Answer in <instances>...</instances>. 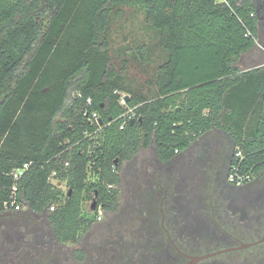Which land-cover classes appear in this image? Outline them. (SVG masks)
Instances as JSON below:
<instances>
[{
    "label": "trees",
    "instance_id": "1",
    "mask_svg": "<svg viewBox=\"0 0 264 264\" xmlns=\"http://www.w3.org/2000/svg\"><path fill=\"white\" fill-rule=\"evenodd\" d=\"M124 7L144 13L166 55L153 98L127 85L129 60L113 63L109 30ZM254 12L249 0H0V212L11 172L32 162L20 197L49 214L58 243H78L98 206L119 208L125 161L154 142L168 162L214 126L232 130L249 166L264 170V63L240 74L234 65L256 45ZM138 50L148 59V46ZM248 83L260 87L251 118L228 115L232 87ZM129 109L134 121L123 117ZM53 170L66 189L48 180Z\"/></svg>",
    "mask_w": 264,
    "mask_h": 264
},
{
    "label": "flooded vegetation",
    "instance_id": "2",
    "mask_svg": "<svg viewBox=\"0 0 264 264\" xmlns=\"http://www.w3.org/2000/svg\"><path fill=\"white\" fill-rule=\"evenodd\" d=\"M237 1L242 3L245 0ZM249 1H251L255 9L253 15L258 26V35L256 38V45L249 51L241 53V55L258 54L260 51L258 46H262V44L264 46V0ZM262 51L264 52V49ZM198 142L199 141H194L185 151L186 153L189 151V159L184 158L182 154L185 152H182L174 157L173 161L169 164H158L155 174L147 175L145 170H142V175L138 168L131 169L125 180H127L126 183L129 185V191H131L130 195L135 199L129 203L130 206H133V209L130 207V212L125 213L129 216H134L137 210L143 213L146 201L154 203L152 198L156 199L157 196L154 187H152V183L156 181V183L161 186L160 182L163 181L166 187H161L167 192H164L165 195L160 200L159 209L162 214V228L167 233V240L161 243L163 248V250L161 248V252L168 254V257H170L174 254V250L172 251L170 249H175V253L178 254V256L180 255V257L171 263L165 260L157 262L156 264L188 263L190 261L188 255H200L204 253L193 254L191 251V241L186 238L182 240L183 243H180L178 237L173 239L171 234H174L176 231L175 228H177L180 221H182L181 217L183 216L180 214V210H185L186 207L185 204L179 203L185 196V194L182 193V188H185L187 181H189L188 185L190 187L188 186V195H190L191 199L186 196L188 198L186 201L193 205L189 208V211L195 210V215L204 220V227H206L207 230H197L191 222L192 225H184V227L179 226L177 228L179 235L187 237L194 234L196 237V235L205 233L215 238L220 236L219 238L227 241L226 239L228 237H240L241 234L248 233L256 237L249 242L257 243L247 248L257 245L259 249L263 251V253L260 254L264 256V177L261 179H253L242 186L229 183L227 181V173L232 161L233 151L225 135H218L217 133L211 137H207L206 135L205 138H203V144H201V146H204L193 150V147ZM198 147H200V145ZM199 149H202V152L200 151L201 153H198ZM186 159L188 160L187 163L185 162ZM144 166L145 161L143 160L141 161L140 168L144 169ZM193 166H195L194 175H192L190 170ZM175 173L176 177H178L177 191L174 196L170 195L169 198L168 186H170V181ZM132 178L134 179L133 188L130 187ZM257 185H259V191L253 192L252 188ZM191 188L194 191V197L192 196ZM214 192H217L216 198L213 197ZM169 206L171 209H174L172 216H170L173 226L166 221L167 213L165 209ZM149 209L150 208H148V210L145 209V211L149 212ZM147 212H144L146 216ZM149 218L150 217H148V219ZM183 218L186 220L185 217ZM34 224L35 226L38 225L39 230L42 232H36L38 229L33 226ZM166 224L172 226V229L167 227ZM150 227H154L153 223ZM45 228H48V230L46 231ZM49 230L51 231V226L49 223V214L46 211H43V213L33 212L31 210H8L0 212V264H57L59 257H66L71 263L73 262V264H83V262H85L84 259H86V262L87 260L90 261L88 264H138L137 261L134 262L133 256H131V253L128 252L125 247L112 246L114 249L108 254L105 251L106 248H108V245L104 241L106 238L104 240L102 239V241L100 240V244L97 245L98 248L93 246L78 247L68 251L67 257V254L61 251L62 249L59 247H52L53 245L48 241H44L43 238L37 236V234L40 236L44 235V232L51 233ZM114 231L117 232L122 230L116 228ZM30 234L35 238L27 240ZM124 236L123 234L120 235L117 240L122 239ZM50 238H52V236ZM244 242L246 241H242V239L239 238V241L234 246H239ZM189 246L190 249L188 248ZM76 251L85 252L84 259H80L81 256H78L75 253ZM94 252H97L96 257H94ZM52 253H61V256L51 261L52 259L46 256L48 254L52 255ZM105 254L109 255L108 263L105 262ZM142 256H144L142 259H145L146 253ZM110 257H112L111 261ZM204 260L196 264L202 263Z\"/></svg>",
    "mask_w": 264,
    "mask_h": 264
},
{
    "label": "rangeland",
    "instance_id": "3",
    "mask_svg": "<svg viewBox=\"0 0 264 264\" xmlns=\"http://www.w3.org/2000/svg\"><path fill=\"white\" fill-rule=\"evenodd\" d=\"M125 9V16L122 18H117L113 21L111 28L109 30V36L111 39V46H112V58L113 63L116 68L122 69L124 67V61L127 59L128 62V81L127 85L131 87L134 90L137 91H147V96L149 98H153L156 96L158 88H157V77H158V69L161 66V64L165 61L166 55L163 52V50L160 48L159 45V38L154 33L150 27H148L145 15L144 13L137 9L132 7H124ZM146 45L148 46V56L146 60L142 57L141 53L139 52L140 46ZM263 46V44H262ZM260 49L258 54H249V58L247 57L245 61L240 63L242 68H247L250 66H254L262 61H264V52L262 51L261 47L258 46ZM123 95L126 94L122 93ZM198 142L194 147L193 150L198 149L199 147ZM192 149V148H191ZM189 152V151H188ZM188 152L182 154L184 155V158L189 159ZM144 160L147 164L151 163V165L144 167L145 169L140 168L141 160ZM156 154H155V144L154 142L151 144V146L146 149L142 150L140 152L139 156H135L131 160H127L124 162L122 166L121 173L123 174L124 181L120 185V194L118 196L119 201V208L114 211H108L106 209L103 210V218L98 223L94 224L89 230H87L81 237L80 241L78 243H72V244H64V243H58L56 241V238L54 237L52 228L51 233L44 232V235L40 236L37 234L38 237H41L44 239V241H48L52 247H59L62 249L61 251L65 254H67L68 257V251L72 249H76L78 247H88L93 246L95 248H98L97 245L100 244L102 239L105 238H111L117 240L120 235H125L122 239L117 240L114 242V247H125L128 252L131 253V256H133L134 262L137 261L138 264H156L157 262L165 261L167 260L168 263L174 262V260L179 259L180 255L176 254L175 249L174 254L168 257V254L162 253V242H165L167 240V233L162 228V214L159 209V203L160 198L163 196V193L161 194V186H163L165 183H162L161 186H159L156 181L152 183V187H155V191H157L158 196L157 199H155L154 203H151L150 201H146L145 208L143 213L141 211H138L134 213V216L128 215L125 212H130V207L133 209V206H130L129 203L131 201H134V197H132L131 191H129V185L126 183L127 180V174L131 169L138 168L140 173L142 170H145L147 175L155 174L157 171V165H156ZM186 159V163L187 160ZM138 162V164H137ZM140 164V165H139ZM139 165V166H138ZM151 171V172H150ZM192 175H194V168H191ZM177 173V172H176ZM175 175H173L172 180L170 181L169 187V198L170 195L174 196L176 192V184H177V178ZM142 174V173H141ZM143 175V174H142ZM145 175V174H144ZM152 176V175H151ZM193 180V179H192ZM57 179H55L53 182L57 183ZM133 181L132 178L130 187L133 188ZM168 181V180H167ZM189 181H187L184 193V198L181 199L179 204H185L186 209L180 210V214H182L183 217H185L186 220H184L183 217H181V220L178 227L182 226H188V225H194L197 230L206 231V227H204L205 223H203V219L199 218V216L195 215V210L189 211V208L193 205L189 204V202L186 201V199L190 198V195H188L189 189L188 185ZM191 184V183H190ZM166 185V184H165ZM190 187V186H189ZM63 188L66 189V185H63ZM195 189V188H194ZM192 190V196L194 197V191ZM253 192L259 191V185L252 188ZM217 193V192H216ZM216 193L214 192V198H216ZM190 194V193H189ZM188 198H187V197ZM192 197V199H193ZM162 199V198H161ZM191 199V198H190ZM90 203L91 200L85 203V210H90ZM149 212L145 211V209ZM192 209V208H191ZM174 209H171V207H166L165 212L166 215V221H168L172 226V220L170 219V216H172V212ZM30 211V210H25ZM124 212V213H121ZM144 212H147V216ZM43 213V212H42ZM95 215V213H93ZM148 217H150L148 219ZM192 222V223H191ZM153 223L154 227L151 228V224ZM30 227H32L30 224H28ZM212 225V224H211ZM35 226V224L33 225ZM167 227H170L172 229V226L167 225ZM36 232H42L39 230L38 225ZM149 227V228H148ZM177 227V228H178ZM118 228L122 231L115 232L114 229ZM172 233V238L176 239L178 237V241L183 243V239H188L192 242V249L191 251L193 254L198 253H206L209 251H215L217 249H222L227 246H234L238 241L239 238L242 239V241H252L256 237L252 236L248 233L241 234L240 237H228L225 241L221 238L208 235V234H200L195 235L191 234L189 236H183L179 235V232L177 231ZM47 231L48 228H45ZM152 230V232H151ZM114 231V232H113ZM157 233V235H156ZM49 236V237H47ZM52 236V238H50ZM35 238L31 234L28 235L27 240H31ZM101 240V241H100ZM49 245V244H48ZM114 247L109 246L106 248V252L109 254V252L114 249ZM190 249V246L188 247ZM163 250V248H162ZM94 257L97 256V252H94ZM144 253H146L145 259H142L144 256H142ZM260 253H263L261 249L257 245L246 248L242 250H235L231 252H226L217 256H213L211 258L205 259L202 263L199 264H263L264 259L263 255ZM105 254L106 260L105 262L108 263V257L109 255ZM43 255V254H42ZM61 256V253H52V255L48 254L46 257H50L52 259L51 261H54L58 259V257ZM112 257H110L111 261ZM57 261V264H73L71 263L68 258L59 257ZM85 262L83 264H88L90 261L84 259ZM60 262V263H58ZM136 262V263H137ZM144 262V263H143ZM166 262V263H167ZM27 264V263H26ZM82 264V263H81ZM135 264V263H133Z\"/></svg>",
    "mask_w": 264,
    "mask_h": 264
},
{
    "label": "built area",
    "instance_id": "4",
    "mask_svg": "<svg viewBox=\"0 0 264 264\" xmlns=\"http://www.w3.org/2000/svg\"><path fill=\"white\" fill-rule=\"evenodd\" d=\"M220 2L227 0H218ZM239 3V2H238ZM91 99H88V103H91ZM121 103H126L125 95L122 94L121 97ZM98 114L95 112L92 114V119L98 120ZM124 119H133L135 118V111L134 109H129L127 112L123 114ZM121 128H124V124L121 125ZM177 152V150H176ZM262 154L264 156V136H263V146H262ZM264 159V158H263ZM264 162V160H263ZM32 165V162H26L22 167L16 168L11 172V175L14 178V185L11 188V196L8 200L3 202V210L8 211H25L30 210L28 204L25 202L23 196L20 197V191H19V184L20 181L23 179L24 175L27 173V171L30 169ZM264 165V164H263ZM65 166H70V161L65 162ZM113 170H116V165H112ZM256 164L249 166L247 155L244 152L243 149L238 147L233 154L232 161L229 166V170L227 173V181L233 185L236 186H242L253 179L256 178L257 172L255 170ZM58 176V170H53L50 175L48 176V180L50 182H53L55 179H57ZM112 187V184H109V188ZM56 207V204L52 205L50 207V210H54ZM104 207L103 205L98 206V215H97V221L102 220L103 218V212Z\"/></svg>",
    "mask_w": 264,
    "mask_h": 264
},
{
    "label": "crops",
    "instance_id": "5",
    "mask_svg": "<svg viewBox=\"0 0 264 264\" xmlns=\"http://www.w3.org/2000/svg\"><path fill=\"white\" fill-rule=\"evenodd\" d=\"M260 47L262 48V50L264 49V46H261L260 45ZM247 57L249 58L248 55H240L238 57V59H237V62L234 64L235 66H237V67L240 68V71L238 72L239 74L242 73V71H244L243 69H246V68H242L241 65H240V63L241 62L243 63ZM243 58H245V59H243ZM261 63H264V61H262V62H260L258 64H261ZM258 64H256V65H258ZM259 91H260V87L259 86H255V84H251V85L249 84L247 86L246 85H242V87H239L238 89H236V86L232 87L231 92H230V97H229V100H228V102L230 103L231 106L226 110L227 111L226 113L228 115L231 113L234 118H236V117H242L243 113H246V115L244 114L245 117H246V120H249L251 118L252 114H253V111L255 109L256 104L258 103V100H259ZM239 112L242 113V114L241 115H238L237 113H239ZM216 133L218 135H221V134L225 135L227 141H229V143L232 146V151H233V154H234V151L239 147V145H237L236 141L234 140V136H233L232 130H227V129H224V128H220V127L214 126L210 130H208L207 132H205L204 134H202L200 137H198L197 138L198 140L196 139L195 142L196 141H199L200 142L199 143V145H200L199 148H202L204 146V145L201 146V144H203V142H202L203 141V138H205L206 135H207V137H211L212 135H214ZM185 151H182V152H185ZM200 151L202 152V149H199V152L198 153H201ZM182 152H180L179 154H181ZM155 154H156V159L155 160L157 161L156 162V165H158V164L166 165L167 163L169 164L170 162H172L173 159H174L173 158L172 160H170L168 162H163V161H161L158 158L157 153H156V149H155ZM139 155H140V153H138L136 156H139ZM141 161H143V159ZM137 164H138V162H137ZM146 165L147 166L148 165L150 166L151 163L147 164V162H146L144 167H146ZM192 168H195V166H193ZM156 171H157V169H156ZM263 177H264V170H261L257 174V176H256L255 179H259V178L261 179ZM177 181H178V179H177ZM162 183H163V181L160 182V185ZM57 184L59 185V187L63 188V185H65V182L57 181ZM162 187L165 188L166 185L164 184ZM164 188H161V190H160L161 191V194L163 193V196L165 195L164 192H167ZM175 189L177 191V184H176V188ZM184 189L185 188H182V193H184ZM154 191H155V187H154ZM156 193H158V192L156 191ZM157 196H158V194H157ZM157 196H156V199H157ZM161 198H160V200H161ZM152 199L155 202V199L154 198H152Z\"/></svg>",
    "mask_w": 264,
    "mask_h": 264
},
{
    "label": "water",
    "instance_id": "6",
    "mask_svg": "<svg viewBox=\"0 0 264 264\" xmlns=\"http://www.w3.org/2000/svg\"><path fill=\"white\" fill-rule=\"evenodd\" d=\"M126 100H128L129 96L126 95ZM135 118L132 119V121H134ZM100 123H103V121L100 119ZM97 208V199H94L93 200V203H92V210H96ZM257 242H244L242 243L241 245L239 246H231V247H226V248H222V249H217L215 251H211V252H208V253H204V254H200V255H188V257L190 258V261L188 263H182V264H196L198 262H200L201 260H204L206 258H210V257H213V256H216V255H219V254H223V253H226V252H230V251H233V250H240V249H244V248H247V247H250L251 245H254L256 244Z\"/></svg>",
    "mask_w": 264,
    "mask_h": 264
}]
</instances>
